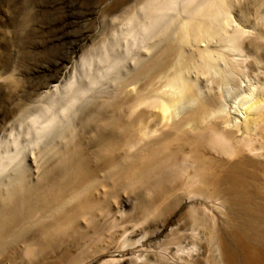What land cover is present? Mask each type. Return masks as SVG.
Masks as SVG:
<instances>
[{
	"label": "bare ground",
	"instance_id": "1",
	"mask_svg": "<svg viewBox=\"0 0 264 264\" xmlns=\"http://www.w3.org/2000/svg\"><path fill=\"white\" fill-rule=\"evenodd\" d=\"M136 1L148 17L147 24L139 22L148 56L139 55L126 75L118 71L90 99L104 95V88H116L125 102L114 94L107 96L111 103L100 100L91 108L87 100L83 107L88 110L75 118L68 109L83 99L87 87L81 85L84 92L69 100L65 91L70 94L71 88H54L30 107L37 117L24 141L14 140L0 150V174L7 171L0 179V255L6 263L21 259L22 242L31 255L58 256L55 249L62 237L81 246L88 229L111 256L119 248L117 236L137 224L118 231L114 222L104 226L101 220L108 213L97 207L111 194V185L98 195L92 164L103 161L101 171L106 173L132 160V172L123 167V174L149 180L147 188L155 192L149 203L137 195L143 211L149 212L148 217L141 214L143 223L155 222V213L172 214L178 209L174 202L197 200L176 219L170 229L173 239L154 243L153 250L141 249L135 264H264V0ZM238 1L254 10L248 9L242 27L233 25L231 15ZM241 63L256 81L246 78L245 89L238 80L247 99L230 107L219 88ZM225 65L230 73L226 78ZM92 71L88 87L96 88L98 73ZM141 106L147 109L136 115ZM137 123L141 128L135 131ZM79 124L90 134V147L87 140L73 139ZM150 134L155 136L145 141ZM121 144L144 146L131 153ZM121 149L126 152L120 154ZM145 158L148 163L138 169L136 162ZM224 207L229 219L221 224L217 212L223 214ZM153 234L157 239L160 232Z\"/></svg>",
	"mask_w": 264,
	"mask_h": 264
},
{
	"label": "rangeland",
	"instance_id": "2",
	"mask_svg": "<svg viewBox=\"0 0 264 264\" xmlns=\"http://www.w3.org/2000/svg\"><path fill=\"white\" fill-rule=\"evenodd\" d=\"M121 2H123V7L119 8L118 4ZM243 3L239 4L238 1L231 10L234 26H244L245 18L243 17L246 12L254 11L251 6L248 7L249 5L244 7ZM146 16L136 0H126V2L125 0H0V150L6 147L7 143H13L14 140L23 139L24 141L23 136L27 127L29 128L30 122L33 123L32 120L37 117L30 107L42 98L41 96H46L54 88H59L62 92L63 89L69 87L73 90L70 94L65 91L69 100L82 91L81 85L86 86V92L82 91L84 92L83 99L79 98L68 109L72 116L77 118L83 109L88 110L83 107L84 103L87 100L90 102L91 97L96 95L102 86H109L106 83L113 81L118 71L123 73L126 71L124 73L126 75L137 63L136 58L139 55L143 56V53H146L148 56L145 51L146 41H141V25L148 22ZM135 21H137L136 24ZM103 52L105 53L102 54ZM236 56L240 60L244 58V54H236ZM118 58L121 61L117 68H113L114 61ZM237 60L236 58L234 61ZM240 65L245 69L240 66L232 76V78L237 77V81L230 78L219 88L221 94H224V103L230 107H237L247 99H243L240 94L238 88L240 83L241 86L244 84L245 86L242 87L247 89L249 83L246 78L251 79L253 83L256 81V77L250 74L252 73L249 71L250 68L247 69L245 67L247 65L242 63ZM228 69L229 66L226 67V65L222 69V73L226 75L224 78L230 75ZM92 70L98 73L96 88L88 87H92ZM245 71L250 77L244 73ZM238 80L244 83H239ZM80 86L81 88H78ZM104 89L107 91L104 95L101 94L90 102L91 108H95L100 100L99 104L101 102L111 103L112 100L107 96L114 94L119 96L122 103L125 102L116 88ZM44 105L43 103L40 106ZM55 108L53 107V110ZM145 109L147 108L141 106L135 114ZM139 128L141 125L137 123L134 130L137 131ZM76 130L78 133L73 139L75 141L87 140L90 142L87 147H90L93 141H90L87 129L79 124ZM154 136L155 134H150L145 141L152 140ZM125 146L129 147L131 153H137L144 145L133 148L131 144H121L120 147ZM124 152H126L124 149L119 151L120 154ZM18 158L20 159V155ZM148 160L145 158L143 162H136L137 168L142 169L140 164H147ZM131 163L132 160L124 164L119 163V166H115L106 173L101 171L103 161H95L92 164L98 175V179L93 181V189L99 187L98 195L102 194L103 187L110 189L108 185H111V194L102 198V204L97 207L100 211L108 213L101 220L104 226L109 227L114 222L118 224L114 227L118 231L122 225L135 226L137 224L134 229H130L123 236H117L116 241L119 248L111 256L106 255L109 248L86 229L84 234L89 236L86 239L81 236V246L73 244L72 240L66 236L62 237V241L55 249L58 256H49L44 253L41 256L31 255L30 250L25 248L26 246L21 242L19 247L22 258L6 263L5 257L0 255V264H71L76 254L78 256L75 264H135V260L140 255L138 251L141 249L153 250L154 243H165L172 240L170 229L176 219L197 200H186L184 204L181 201L174 202L173 205L178 209L172 214L155 213V222L151 220L143 223L141 214L148 217L149 212L143 211L137 195L143 194V200L149 203L152 196H155V192L152 189L148 190L149 180L142 179L140 176L130 180L127 175L123 174V167L129 173L132 172L128 168ZM98 171L101 173L98 174ZM6 174L7 171L0 174V179ZM217 215L221 224H223L222 221H228L227 207H224L223 214L217 212ZM153 231L160 232L159 238L155 239ZM35 248L30 247L31 250ZM66 249L70 251L67 257L62 256ZM12 250L13 248H10L8 253ZM80 253L84 254L80 255ZM35 258L37 260L34 261ZM202 264L208 263L202 260Z\"/></svg>",
	"mask_w": 264,
	"mask_h": 264
}]
</instances>
